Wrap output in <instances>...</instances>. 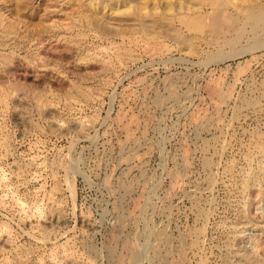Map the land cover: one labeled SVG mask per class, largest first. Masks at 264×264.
Wrapping results in <instances>:
<instances>
[{
    "label": "rangeland",
    "instance_id": "obj_1",
    "mask_svg": "<svg viewBox=\"0 0 264 264\" xmlns=\"http://www.w3.org/2000/svg\"><path fill=\"white\" fill-rule=\"evenodd\" d=\"M55 1L0 0V264L238 262L264 233L239 191L261 159L264 34L143 33L124 2L83 28Z\"/></svg>",
    "mask_w": 264,
    "mask_h": 264
},
{
    "label": "bare ground",
    "instance_id": "obj_2",
    "mask_svg": "<svg viewBox=\"0 0 264 264\" xmlns=\"http://www.w3.org/2000/svg\"><path fill=\"white\" fill-rule=\"evenodd\" d=\"M58 1L63 2L64 0H56L55 2L58 3ZM77 1H78L77 2L78 10L67 11L66 14L68 15V18H69V15H73V14L78 15L79 16V19H78L79 25L83 28H85V27L87 28L88 26L90 27V26L94 25L95 20L100 19V17H98L97 15L93 16V17L86 15L84 13V10H86L88 8L96 7L95 5H97V7H99V8L100 7L104 8L105 6L109 7L111 12L115 13L116 8L118 10L120 9L119 6L117 5L118 2L119 3L124 2L125 6L122 4L124 7V11L133 16V17L130 16L129 21L131 20V17L134 19V21L138 20L139 31H141L143 33H146V32L149 33V31L152 30L151 28L155 29V28L161 27V28H163L162 30L166 34V36H167V34H168V36L175 34V35H177L176 38H178V39H179V37L187 38V37H185V35L187 33V35L189 34L188 38H190V39L192 38L193 40H195V39L197 40V38L203 39L204 35H205L204 36V39H205L206 36H208L210 38H212L213 35H214V37L218 36L219 33H221V32L222 33L223 32H225V33L232 32L235 30L234 27L237 24L238 28H236L232 37L227 42V44H229L228 46H230V45L232 46L236 43H239V41L241 39H243V35H244L245 30L248 28H250V31H251L250 35H252V37L253 36L257 37L260 34H264V4H255V3L250 4L249 2H247L248 0H77ZM72 6H73V4H72ZM125 8H126V10H125ZM158 8L160 10H158ZM226 8H229L228 9L229 10L228 16L232 19V25H230L229 27H224L220 24L221 13ZM57 11H61V12L63 11L64 12V10L61 7ZM122 11H123V9H122ZM144 17H146V19H148V18L151 19V17L153 19V17H156V19H153V21H155V24L156 23L157 24L156 25L151 24L152 21H151V23H148V22H150V20L147 21L146 19H144ZM210 18L212 19V25H211V27H208L206 22H207V19H210ZM115 21H117V20H115ZM158 25H159V27H158ZM93 28H94V26H93ZM161 28H160V32H161ZM154 29H153V31H154ZM125 31H127V30H125ZM98 32H97V34H98ZM129 32H133V31L131 30V31H128V33ZM211 32H212V34H211ZM260 32H262V33H260ZM128 33L124 34V32H123L122 35L123 36L126 35L127 37H125V36L124 37L129 42L133 41V43L134 42L137 43L136 40H134V38L131 36L132 34L128 35ZM135 33H136V31H135ZM138 33H140V32H138ZM143 33H142V35H143ZM159 33L157 35H159ZM206 34H209V35H206ZM157 35H156V38L159 37ZM140 37L141 36H138V38H140ZM214 37H213V40H214ZM263 37H264V35H263ZM170 38H172V37H170ZM227 38H229V37H227ZM224 40L225 39H223V41ZM106 41H108V40H106ZM197 45L198 44H196V46ZM242 50L245 51L246 49H242ZM239 51H240V49H239ZM253 146L257 150V152H259L261 154V159H260V161H258L256 163L255 167L251 164L252 160L251 159L248 160V162H247L248 163V169L242 175L241 181L239 183V187H240L239 191L241 194H245V195L247 193H249V194L254 193L255 194V202H253V204H257V205L263 204V206H264V200H262V198H260L261 192H260V188L258 187L259 179H260L261 175H262V177H264V139L262 137H258L255 140V143ZM247 159H248V156H247ZM175 171H177V170H175ZM225 171L231 172V168L227 167L225 169ZM179 174H180V172H179ZM172 175L174 178L175 174L173 173ZM178 176L180 177V175H178ZM242 207L239 210L240 218L239 217L238 218L241 219L242 221H245V220L248 221L249 219L246 218V213H247L246 210L251 208V206H249V208H247V204H246L245 208H244V205H242ZM252 215H255V214H252ZM258 219H259V217H258ZM246 221H245V225L247 223ZM258 221H260L262 223V225H264V217H261ZM202 224H203V222H202ZM241 225H243V223H241ZM199 230H201V229H198V232H199ZM231 231H233V230L231 229ZM232 233H233V235L232 234L231 235H232L233 239L236 238L237 235L238 236L241 235L240 232H239L240 235L237 234V228H236V231H234ZM254 238L252 239L253 242H252V246L250 247L251 249L249 251L241 252L238 250L239 255L242 257H241V259L238 260V262H236V263L232 262L233 264H264V233H259ZM227 242H229V241H227ZM226 246H227V244H226ZM228 248H229V245H228ZM232 249H231V251L233 252ZM229 252H230V248H229L228 253ZM235 252H237V251H235ZM230 255H231V253H230ZM197 264H206V263H205L204 259H200Z\"/></svg>",
    "mask_w": 264,
    "mask_h": 264
}]
</instances>
